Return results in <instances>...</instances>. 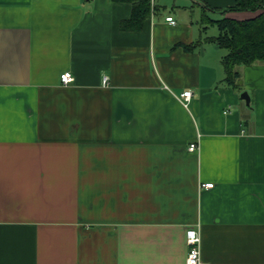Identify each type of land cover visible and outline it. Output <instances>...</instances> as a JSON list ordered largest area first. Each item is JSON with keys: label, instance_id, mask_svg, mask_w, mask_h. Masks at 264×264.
I'll return each instance as SVG.
<instances>
[{"label": "crops", "instance_id": "1", "mask_svg": "<svg viewBox=\"0 0 264 264\" xmlns=\"http://www.w3.org/2000/svg\"><path fill=\"white\" fill-rule=\"evenodd\" d=\"M235 1L152 0L136 31L128 2L0 0V264H186L189 228L264 264V61L231 87L208 33L257 14Z\"/></svg>", "mask_w": 264, "mask_h": 264}, {"label": "trees", "instance_id": "2", "mask_svg": "<svg viewBox=\"0 0 264 264\" xmlns=\"http://www.w3.org/2000/svg\"><path fill=\"white\" fill-rule=\"evenodd\" d=\"M113 1L132 4V16L122 22V29L141 30L153 10L152 0ZM229 11L257 12L254 17L244 20L224 17L211 21L218 27L219 35L210 40L228 51L222 59L224 82L231 87H238L240 68L264 61V0H236L224 12Z\"/></svg>", "mask_w": 264, "mask_h": 264}, {"label": "built area", "instance_id": "3", "mask_svg": "<svg viewBox=\"0 0 264 264\" xmlns=\"http://www.w3.org/2000/svg\"><path fill=\"white\" fill-rule=\"evenodd\" d=\"M167 21L171 22L172 24H175V21L172 17H168ZM60 79L62 84L68 85L74 82L75 78L73 74L69 71H65L60 75ZM108 77L104 78V83L108 82ZM192 96V91H185L181 94V97L183 98L185 105L188 104ZM199 148L198 142H193L189 145V150L191 152L197 151ZM213 183H205L202 184V187L204 188H212ZM186 242L188 245V251L186 256V264H208L207 262L203 261L202 259V251H201V236L198 230L194 228H189L186 231Z\"/></svg>", "mask_w": 264, "mask_h": 264}, {"label": "rangeland", "instance_id": "4", "mask_svg": "<svg viewBox=\"0 0 264 264\" xmlns=\"http://www.w3.org/2000/svg\"><path fill=\"white\" fill-rule=\"evenodd\" d=\"M156 2H158V0H156ZM213 14V13H212ZM212 17H214L215 19H222L224 17V15H222L221 13H214L213 15H211ZM210 24V23H209ZM209 32L208 33H216L219 34V29L217 28L216 25L214 24H210L209 25Z\"/></svg>", "mask_w": 264, "mask_h": 264}, {"label": "water", "instance_id": "5", "mask_svg": "<svg viewBox=\"0 0 264 264\" xmlns=\"http://www.w3.org/2000/svg\"><path fill=\"white\" fill-rule=\"evenodd\" d=\"M241 98L244 99V100H246L247 103L250 102V97H249V95H248L247 92H244V93L241 95Z\"/></svg>", "mask_w": 264, "mask_h": 264}]
</instances>
